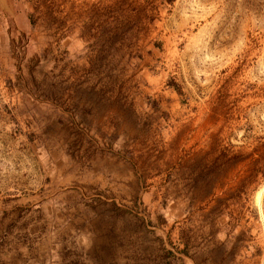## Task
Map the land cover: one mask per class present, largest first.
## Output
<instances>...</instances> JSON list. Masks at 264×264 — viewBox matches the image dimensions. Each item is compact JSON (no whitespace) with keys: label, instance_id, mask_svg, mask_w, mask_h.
<instances>
[{"label":"rangeland","instance_id":"obj_1","mask_svg":"<svg viewBox=\"0 0 264 264\" xmlns=\"http://www.w3.org/2000/svg\"><path fill=\"white\" fill-rule=\"evenodd\" d=\"M0 264H264V0H0Z\"/></svg>","mask_w":264,"mask_h":264},{"label":"trees","instance_id":"obj_2","mask_svg":"<svg viewBox=\"0 0 264 264\" xmlns=\"http://www.w3.org/2000/svg\"><path fill=\"white\" fill-rule=\"evenodd\" d=\"M259 159H260V158H259ZM259 159H256L255 161L259 162V161H258Z\"/></svg>","mask_w":264,"mask_h":264}]
</instances>
